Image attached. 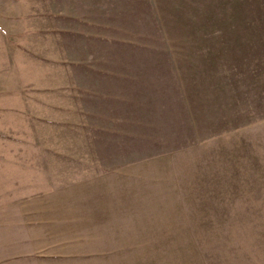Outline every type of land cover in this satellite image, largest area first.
Here are the masks:
<instances>
[{
	"label": "rangeland",
	"instance_id": "374dc122",
	"mask_svg": "<svg viewBox=\"0 0 264 264\" xmlns=\"http://www.w3.org/2000/svg\"><path fill=\"white\" fill-rule=\"evenodd\" d=\"M181 1L0 0V264H264V0Z\"/></svg>",
	"mask_w": 264,
	"mask_h": 264
},
{
	"label": "trees",
	"instance_id": "16d2710c",
	"mask_svg": "<svg viewBox=\"0 0 264 264\" xmlns=\"http://www.w3.org/2000/svg\"><path fill=\"white\" fill-rule=\"evenodd\" d=\"M190 0H187L186 2H182L181 1V3H183L184 4V6H185V4L186 3H188ZM208 1L209 0H192V2H193V5L192 4H187L188 5V7L190 8V10H191V12L193 13V15H191V18L190 19H192L193 18V20H194V12H196L195 13V15H197L198 14V12L199 11H201V12H203L204 11V9L205 8H207V6H208ZM186 5V6H187ZM195 10V11H194ZM198 11V12H197ZM259 12H257V14H258ZM196 17V16H195ZM197 17H199V18H201V15H197ZM188 22H189V20H188ZM165 23V22H164ZM157 26H159L158 24H157ZM165 26V25H164ZM161 28H163V27H161ZM198 45H200L199 43H197ZM197 44H193V46H197ZM201 52H203V51H201ZM152 53L153 54H151V55H154V51H152ZM202 54V53H201ZM147 57H148V63H149V69L148 70H146V68H145V74L146 73H148V71L149 70H156V68H161L162 67V63H160V64H157V63H155L154 62V60H152V58L149 56V55H147ZM205 56L204 55H199V56H197V58H198V64L196 65V66H198V67H200V68H202V66H206V63L204 64V58ZM144 64V63H143ZM147 75V74H146ZM146 75H145V77H146ZM145 81L146 80H144V83H145ZM140 83V82H139ZM155 84H157V83H155ZM138 85H141V84H138ZM138 85H137V87H138ZM151 87V88H150ZM150 87H146V91L148 92V94H149V90L150 89H153L154 90V86L152 85V86H150ZM155 88H156V85H155ZM136 92L137 93H140L139 95H148L147 94V92H145V89H142L141 88V86H140V91L137 89L136 90Z\"/></svg>",
	"mask_w": 264,
	"mask_h": 264
}]
</instances>
